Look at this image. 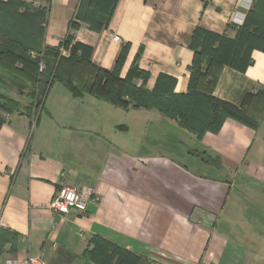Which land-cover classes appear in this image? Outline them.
Listing matches in <instances>:
<instances>
[{
	"label": "crops",
	"instance_id": "crops-1",
	"mask_svg": "<svg viewBox=\"0 0 264 264\" xmlns=\"http://www.w3.org/2000/svg\"><path fill=\"white\" fill-rule=\"evenodd\" d=\"M23 1L46 8L44 44L59 45L78 0ZM251 3L118 0L107 28L95 32L82 23L74 36L93 47L91 62L106 69L129 43L121 76L140 51L148 88L165 74L174 79V92L184 93L194 28L233 37ZM251 58L243 72L222 66L212 93L257 114L264 52L253 49ZM57 82L39 112L28 116L26 95L0 81V93L20 105L0 123V227L19 234L16 251L3 253L2 261L33 254L49 264H94L83 251L100 235L148 264H264V112L254 129L226 117L217 131L197 139L155 109L123 110L87 93L75 96ZM158 127L191 133L195 166L220 171L223 179L153 153V146H165L152 142ZM134 128L141 132L130 140ZM62 184L91 191L85 212H51L48 204Z\"/></svg>",
	"mask_w": 264,
	"mask_h": 264
},
{
	"label": "trees",
	"instance_id": "trees-1",
	"mask_svg": "<svg viewBox=\"0 0 264 264\" xmlns=\"http://www.w3.org/2000/svg\"><path fill=\"white\" fill-rule=\"evenodd\" d=\"M117 2L78 0L63 39L59 45L49 46L43 41L45 7L23 0H0V81L26 95L29 103L24 111L28 116L39 112L50 85L58 81L75 96L87 93L123 110L155 109L197 139L206 131H217L226 117L253 129L258 126L264 112V90L258 91L262 111L257 114L249 112L244 104L237 105L214 96L212 91L222 66L243 72L252 62L253 49L264 52V0H252L233 37L201 26L194 28L188 43L193 57L184 93L174 92V79L165 74H159L152 88H148L149 75L137 63L140 51L121 76L129 50L127 42L120 45L111 68L91 62L93 47L75 40L74 31L82 23L95 32L107 28ZM62 48L69 53L63 55ZM31 52L35 56H31ZM85 76L88 81L84 80ZM252 98V95L246 96L247 101ZM19 109L18 101L0 93V123L4 121L3 113ZM216 163L219 164L218 158ZM18 238L16 231L0 227V256L15 252ZM83 256L94 264H148L135 252L100 235L89 239Z\"/></svg>",
	"mask_w": 264,
	"mask_h": 264
},
{
	"label": "rangeland",
	"instance_id": "rangeland-1",
	"mask_svg": "<svg viewBox=\"0 0 264 264\" xmlns=\"http://www.w3.org/2000/svg\"><path fill=\"white\" fill-rule=\"evenodd\" d=\"M56 84L58 86L57 88H62L61 86H63L59 82H57ZM0 91L3 92V85L0 88ZM158 129H161L162 132L160 133ZM158 129L156 131L153 130L154 132L151 135L152 142H158L159 140H162L165 146H153L151 148L153 153H161L167 155L168 157H172L173 159L180 161V163L184 165L187 169H189V171H195L196 173H200L207 176L209 175L220 177L223 179V173L220 171H212L208 168H199L195 166L197 164H200L198 161L199 158L196 156V154L193 155L194 150L198 149V144L196 142H193L194 139H192L191 133L185 130V133H181L180 130L182 129H180V127H178V129L167 128L166 130H163V128L158 127ZM140 132L141 131H139L138 128H134L131 133L128 134V138L130 140L131 137L137 139L139 137ZM148 133H150V130H148Z\"/></svg>",
	"mask_w": 264,
	"mask_h": 264
},
{
	"label": "built area",
	"instance_id": "built-area-1",
	"mask_svg": "<svg viewBox=\"0 0 264 264\" xmlns=\"http://www.w3.org/2000/svg\"><path fill=\"white\" fill-rule=\"evenodd\" d=\"M114 40H118L117 35H113ZM63 55L69 53L68 49H61ZM35 56L34 52L30 53ZM42 65H40V68ZM32 126L34 123L32 122ZM91 191L86 188H76L66 184L60 185L54 192L48 207L52 213L66 214L69 211L85 212L91 200ZM2 264H49L39 255L27 254L22 258H4Z\"/></svg>",
	"mask_w": 264,
	"mask_h": 264
}]
</instances>
